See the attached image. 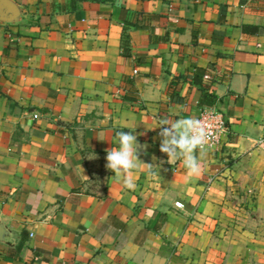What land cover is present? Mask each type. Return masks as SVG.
I'll return each mask as SVG.
<instances>
[{
  "label": "crops",
  "instance_id": "1",
  "mask_svg": "<svg viewBox=\"0 0 264 264\" xmlns=\"http://www.w3.org/2000/svg\"><path fill=\"white\" fill-rule=\"evenodd\" d=\"M208 108L191 176L158 127ZM0 264H264V0H0Z\"/></svg>",
  "mask_w": 264,
  "mask_h": 264
},
{
  "label": "clouds",
  "instance_id": "2",
  "mask_svg": "<svg viewBox=\"0 0 264 264\" xmlns=\"http://www.w3.org/2000/svg\"><path fill=\"white\" fill-rule=\"evenodd\" d=\"M158 128L160 152L167 156V163L176 164L179 161L188 174L198 176L201 172V162L196 156V149L199 148L202 152L208 138L200 126V121L195 119L169 121L164 118ZM115 142L118 147L106 150L105 167L113 174L110 179L132 188L134 185L129 177L132 170L137 169L142 163L139 160V153L145 146L140 145L137 136L130 131L117 132Z\"/></svg>",
  "mask_w": 264,
  "mask_h": 264
},
{
  "label": "built area",
  "instance_id": "3",
  "mask_svg": "<svg viewBox=\"0 0 264 264\" xmlns=\"http://www.w3.org/2000/svg\"><path fill=\"white\" fill-rule=\"evenodd\" d=\"M195 120L200 121V126L208 136L203 151H218L222 145L223 137L228 133L227 121L223 114L214 108L203 109Z\"/></svg>",
  "mask_w": 264,
  "mask_h": 264
},
{
  "label": "trees",
  "instance_id": "4",
  "mask_svg": "<svg viewBox=\"0 0 264 264\" xmlns=\"http://www.w3.org/2000/svg\"><path fill=\"white\" fill-rule=\"evenodd\" d=\"M194 83L198 84L202 89V95L199 100V106H214L216 103V97L211 92L212 81L210 79L194 78Z\"/></svg>",
  "mask_w": 264,
  "mask_h": 264
}]
</instances>
